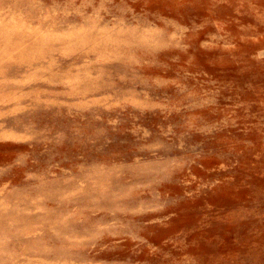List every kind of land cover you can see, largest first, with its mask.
<instances>
[{"label": "rangeland", "instance_id": "1", "mask_svg": "<svg viewBox=\"0 0 264 264\" xmlns=\"http://www.w3.org/2000/svg\"><path fill=\"white\" fill-rule=\"evenodd\" d=\"M0 264H264V0H0Z\"/></svg>", "mask_w": 264, "mask_h": 264}]
</instances>
